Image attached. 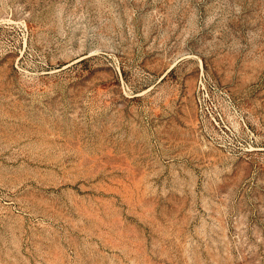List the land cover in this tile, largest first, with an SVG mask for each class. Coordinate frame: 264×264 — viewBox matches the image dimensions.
<instances>
[{
	"label": "rangeland",
	"instance_id": "obj_1",
	"mask_svg": "<svg viewBox=\"0 0 264 264\" xmlns=\"http://www.w3.org/2000/svg\"><path fill=\"white\" fill-rule=\"evenodd\" d=\"M0 264H264V0H0Z\"/></svg>",
	"mask_w": 264,
	"mask_h": 264
}]
</instances>
